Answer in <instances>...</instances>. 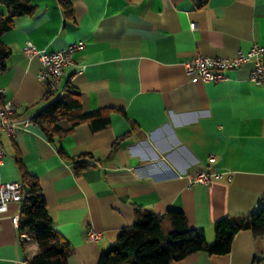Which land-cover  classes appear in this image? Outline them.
<instances>
[{
	"label": "crops",
	"instance_id": "obj_1",
	"mask_svg": "<svg viewBox=\"0 0 264 264\" xmlns=\"http://www.w3.org/2000/svg\"><path fill=\"white\" fill-rule=\"evenodd\" d=\"M57 1L32 0L35 13L15 17L2 38L12 49L2 102H12L19 124L14 135L0 132V184L21 182L20 166L38 179L55 229L73 248L68 263L98 264L136 223L138 207L182 211L210 244L221 219L238 223L256 212L264 201V85L251 83L250 65L206 83L185 63L264 46V0H70L72 19ZM27 42L49 53L84 43L53 98L71 86L84 112L109 116L104 130L84 123L51 142L20 123L52 101L37 80L39 57L23 53ZM199 171L231 180L191 184ZM21 207L10 203L0 214V264H29L39 252L13 224ZM89 230L100 239L89 241ZM254 236L240 231L227 255L198 252L173 264H264V235Z\"/></svg>",
	"mask_w": 264,
	"mask_h": 264
},
{
	"label": "trees",
	"instance_id": "obj_2",
	"mask_svg": "<svg viewBox=\"0 0 264 264\" xmlns=\"http://www.w3.org/2000/svg\"><path fill=\"white\" fill-rule=\"evenodd\" d=\"M32 0H0V74L10 70L7 60L12 49L3 43V36L13 29L15 17L35 13ZM66 18H73V6L70 0H58ZM64 98H53L52 101L33 118L28 120L38 126L49 141L61 139L70 134L77 126L87 123L94 132L104 130L110 118L102 111L84 112L79 92L71 86L65 91ZM68 124V128L63 126ZM61 156H65L60 149ZM76 169L87 166L76 162ZM23 186V198L19 229L26 232L38 245L39 252L31 258L29 264H69L73 248L54 227L53 220L40 182L23 166H20ZM136 223L124 229L118 235L115 244L100 255L98 264H173L189 255L205 252L209 255H227L232 249L234 236L240 231L250 230L254 237L264 235V201L250 217L232 223L221 219L215 226V240L207 241L202 230L189 227L188 220L182 211L169 209L163 215H156L151 208L138 207L135 210Z\"/></svg>",
	"mask_w": 264,
	"mask_h": 264
},
{
	"label": "built area",
	"instance_id": "obj_3",
	"mask_svg": "<svg viewBox=\"0 0 264 264\" xmlns=\"http://www.w3.org/2000/svg\"><path fill=\"white\" fill-rule=\"evenodd\" d=\"M191 28L196 30L198 25L192 23ZM247 52L238 51L233 57H206L197 55L185 63L187 74H196L206 83H219L229 80L228 73L232 70H239L250 65L249 79L257 86L264 85V46L254 43ZM84 43H76L68 46L59 52L49 53L38 49L31 42L23 47V53L28 58L38 56L42 63V70L37 74V80L46 88L49 95L55 96L62 87V78L65 70L74 64V55L83 49ZM5 90L0 88V132L14 135L17 124L15 109L12 102H2ZM23 126L31 123L29 120L20 122ZM5 153L0 145V167L4 163ZM231 180L230 175L223 173H206L199 171L189 179L191 184L210 185L214 181ZM23 198V186L20 182L0 184V214L6 213L10 203H20ZM19 218H13V224L19 228ZM101 233L89 230V241H97Z\"/></svg>",
	"mask_w": 264,
	"mask_h": 264
},
{
	"label": "rangeland",
	"instance_id": "obj_4",
	"mask_svg": "<svg viewBox=\"0 0 264 264\" xmlns=\"http://www.w3.org/2000/svg\"><path fill=\"white\" fill-rule=\"evenodd\" d=\"M0 9H2V10H3V8H0ZM2 10H0V11H2Z\"/></svg>",
	"mask_w": 264,
	"mask_h": 264
}]
</instances>
